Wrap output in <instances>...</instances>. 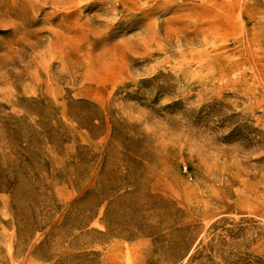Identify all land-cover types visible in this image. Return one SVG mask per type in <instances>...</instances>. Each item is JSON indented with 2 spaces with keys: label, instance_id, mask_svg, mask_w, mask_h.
<instances>
[{
  "label": "rangeland",
  "instance_id": "1",
  "mask_svg": "<svg viewBox=\"0 0 264 264\" xmlns=\"http://www.w3.org/2000/svg\"><path fill=\"white\" fill-rule=\"evenodd\" d=\"M0 264H264V0H0Z\"/></svg>",
  "mask_w": 264,
  "mask_h": 264
}]
</instances>
